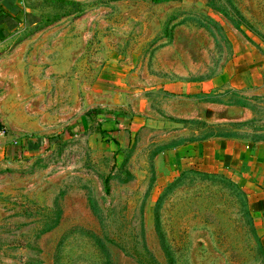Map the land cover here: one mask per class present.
<instances>
[{
  "label": "rangeland",
  "instance_id": "rangeland-1",
  "mask_svg": "<svg viewBox=\"0 0 264 264\" xmlns=\"http://www.w3.org/2000/svg\"><path fill=\"white\" fill-rule=\"evenodd\" d=\"M23 9L0 47V264H264V213L201 155L264 141V0Z\"/></svg>",
  "mask_w": 264,
  "mask_h": 264
},
{
  "label": "crops",
  "instance_id": "crops-1",
  "mask_svg": "<svg viewBox=\"0 0 264 264\" xmlns=\"http://www.w3.org/2000/svg\"><path fill=\"white\" fill-rule=\"evenodd\" d=\"M24 0H0V47L17 32L25 19ZM205 169L222 172L245 193L254 216L264 213V141L249 143L238 139H212L202 147ZM185 147L169 155L176 161L186 155Z\"/></svg>",
  "mask_w": 264,
  "mask_h": 264
},
{
  "label": "trees",
  "instance_id": "trees-1",
  "mask_svg": "<svg viewBox=\"0 0 264 264\" xmlns=\"http://www.w3.org/2000/svg\"><path fill=\"white\" fill-rule=\"evenodd\" d=\"M143 1H151V2H154V3H160L161 2V0H143ZM107 183L108 182H107V179H106L105 182H104L105 186H107ZM231 187H233L238 192L239 196L242 198L244 214H245V216H246V218H247V220L249 222V225L252 227L253 226L252 225V218L250 217V214L248 212L247 198H246L245 193L240 191L241 189L239 187H237L236 184L235 185L231 184ZM255 241H256V245H257V247L259 249V253H260V255L262 256V258L264 260V249H263L262 243L260 242V239L256 235H255ZM99 246H100V248L102 250H105L102 245H99Z\"/></svg>",
  "mask_w": 264,
  "mask_h": 264
}]
</instances>
